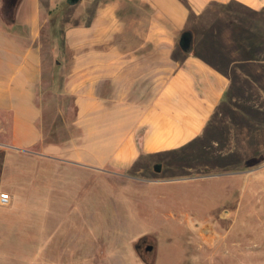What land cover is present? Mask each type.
I'll return each mask as SVG.
<instances>
[{
	"label": "crops",
	"instance_id": "crops-1",
	"mask_svg": "<svg viewBox=\"0 0 264 264\" xmlns=\"http://www.w3.org/2000/svg\"><path fill=\"white\" fill-rule=\"evenodd\" d=\"M14 1L0 0V145L9 160L22 155L20 178L38 145L91 173L175 160L206 134L228 66H249L264 47V0H78L61 9L54 39L60 0ZM185 30L191 51L179 43ZM58 105L62 138L46 132Z\"/></svg>",
	"mask_w": 264,
	"mask_h": 264
},
{
	"label": "rangeland",
	"instance_id": "rangeland-1",
	"mask_svg": "<svg viewBox=\"0 0 264 264\" xmlns=\"http://www.w3.org/2000/svg\"><path fill=\"white\" fill-rule=\"evenodd\" d=\"M263 48L249 66H228L230 89L202 141L156 161L160 170L91 173L41 157L38 145L20 178L22 155L9 160L0 145V193L11 196L0 203V264H264ZM57 111L46 132L62 138ZM141 236L153 252L137 250Z\"/></svg>",
	"mask_w": 264,
	"mask_h": 264
},
{
	"label": "water",
	"instance_id": "water-1",
	"mask_svg": "<svg viewBox=\"0 0 264 264\" xmlns=\"http://www.w3.org/2000/svg\"><path fill=\"white\" fill-rule=\"evenodd\" d=\"M13 1V2H12ZM78 0H69L70 3H76ZM14 0H11V5L14 3ZM179 43L181 45V47L186 50V51H191L193 48V37L192 34L189 30H185L181 36H180V40ZM161 163L160 162H156L154 167L156 170H160L161 169Z\"/></svg>",
	"mask_w": 264,
	"mask_h": 264
},
{
	"label": "trees",
	"instance_id": "trees-1",
	"mask_svg": "<svg viewBox=\"0 0 264 264\" xmlns=\"http://www.w3.org/2000/svg\"><path fill=\"white\" fill-rule=\"evenodd\" d=\"M67 4H71L69 2V0L65 1V5ZM61 12V8H51L49 11L50 14V30H51V34H52V38L54 39L55 36H58V29H57V20H58V16Z\"/></svg>",
	"mask_w": 264,
	"mask_h": 264
},
{
	"label": "flooded vegetation",
	"instance_id": "flooded-vegetation-1",
	"mask_svg": "<svg viewBox=\"0 0 264 264\" xmlns=\"http://www.w3.org/2000/svg\"><path fill=\"white\" fill-rule=\"evenodd\" d=\"M137 250L145 248L147 251L153 252L155 249V243L148 241L146 236H141L136 243Z\"/></svg>",
	"mask_w": 264,
	"mask_h": 264
},
{
	"label": "built area",
	"instance_id": "built-area-1",
	"mask_svg": "<svg viewBox=\"0 0 264 264\" xmlns=\"http://www.w3.org/2000/svg\"><path fill=\"white\" fill-rule=\"evenodd\" d=\"M11 199L10 193L8 191H2L0 193V203L5 204Z\"/></svg>",
	"mask_w": 264,
	"mask_h": 264
}]
</instances>
